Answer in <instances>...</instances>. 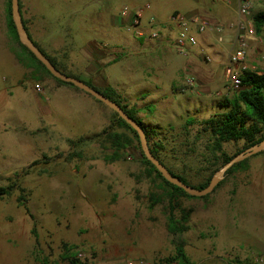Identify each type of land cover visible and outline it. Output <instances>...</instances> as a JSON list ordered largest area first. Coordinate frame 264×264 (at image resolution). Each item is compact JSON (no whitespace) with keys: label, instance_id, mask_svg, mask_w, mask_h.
<instances>
[{"label":"rangeland","instance_id":"374dc122","mask_svg":"<svg viewBox=\"0 0 264 264\" xmlns=\"http://www.w3.org/2000/svg\"><path fill=\"white\" fill-rule=\"evenodd\" d=\"M7 1L0 0V54L12 56L20 72L16 71L18 79L13 83L17 87L0 90V186L16 183L24 188L26 207L17 201L21 193L17 188L0 197V264H67L61 257L63 242L76 245L84 264H177L165 258L175 253L178 240L193 264H252L255 260L264 264V151L249 156L243 168L225 174L206 197L176 195L175 216L180 219L181 210L190 213L189 229L180 237L172 236L167 230L171 189L143 163L135 134L115 122L113 110L84 90L80 91L92 99V105H84L35 62H17L14 50L19 48L6 26ZM253 1V13L264 9V0ZM60 2L47 5L49 32L63 31L76 44L79 3ZM221 3L91 0L98 15L109 20L100 31H87L102 43L96 46L95 62L105 63L109 53L112 61L120 58L97 66L98 81L70 73L99 90L112 86L151 134L147 144L162 139V162L195 185L225 164L222 153L232 156L244 149V141H229L222 144V153H213L206 138H194L196 124L188 126L189 135L183 129L188 117L202 120L222 111V104L236 94L225 86L223 72L231 41L227 35L219 42L216 36L202 34L203 51L194 47L184 54L175 47L177 30H169L168 21L177 13H196L225 23L216 19L213 6ZM146 4L150 8L144 10L143 23L152 18L162 32L157 39L143 38L156 43L150 55L149 46L139 50L145 41L137 37L136 28L128 27L134 11ZM229 7L231 21L234 9ZM255 34L245 63L261 73L264 27ZM59 40L39 45L66 69L70 57L62 60L52 51ZM79 50L86 55L88 48ZM100 51L108 53L104 59L98 57ZM159 58L168 63L167 74L160 77L158 69H153ZM187 78L193 79L192 85ZM104 128H109L107 133H102ZM112 132L123 136V157L105 162L104 155L114 149L108 141ZM80 137L83 140L78 141ZM153 194L157 201L152 204Z\"/></svg>","mask_w":264,"mask_h":264},{"label":"trees","instance_id":"16d2710c","mask_svg":"<svg viewBox=\"0 0 264 264\" xmlns=\"http://www.w3.org/2000/svg\"><path fill=\"white\" fill-rule=\"evenodd\" d=\"M10 4H11V0H8L6 4V15H7L6 26L9 35L14 39L15 43L19 48L17 50H14L15 57L18 60L17 62H19L22 65H28L29 62H35L36 64L41 66L46 72L50 73V71L41 63V61L32 53V51L19 40L18 34L14 26V20L12 19L11 16ZM19 4H20V0H19ZM252 18L256 28L255 32L261 30L264 27V9L262 11L260 10L253 13ZM22 22H23L22 25L25 28V31L27 32V29L24 25L25 22L23 21V19ZM29 37L31 38L30 35ZM33 45L51 60V64L55 68H57L58 70H60L65 74L78 78L77 76L70 74V72H66L65 69L60 67L55 59H53L49 54H47L45 51H43L41 48L37 46L35 41H33ZM56 79L61 83L69 84L70 86L75 87L73 84L69 83V81H64L59 78ZM240 79H241V86H239V88L236 90L237 92L234 95V97L231 99H227L225 101V104H222L224 110L214 112L209 117L202 120L196 119L195 117H188L184 122L183 129L185 130V134L187 135L190 134V132L187 131L189 125L196 124L197 130L194 138L196 137H197L196 139L198 138L201 139L203 137L206 138L207 139L206 143L208 146L210 145L211 151L213 153L217 151L222 153L221 151L222 144L225 142L237 141V140L244 141V149H245L250 145L259 143L260 141L264 140V71L259 73L256 70L244 69L240 74ZM85 82L90 87H93L91 84L88 83V81ZM93 88L102 92L107 96V98L119 104L129 116L137 119L139 124L144 128V132L147 139L149 140L151 138V134L145 129L142 120L135 116L136 111L133 110V108H127L126 104L122 103V100L120 98L121 96L112 86L106 85L105 87H103L102 90H99L95 87ZM113 113L115 116V122L124 125L126 128L130 129L135 134L137 138L136 141L138 142L139 148L141 150L143 163L148 165L154 172H156V175L161 177L163 183L171 189V192H169V197H168L169 216H167V230L172 236L178 235L180 237V235H182L184 232H186L189 229L187 220L188 217L190 216V213L181 210L182 216L180 219L177 218L175 216L174 210H175V206L178 204L174 202V199L178 194H180L181 196H189V194L186 193L184 190H182L179 186L173 185L164 179L162 174L156 169V167L150 161L147 160V157L144 155L143 150L141 149L140 146V142H139L140 139L136 131L133 128H131L125 122V120L118 115L117 112L113 111ZM108 129L109 128L107 129L104 128L102 133L105 132L107 133ZM99 135L100 134H98L96 137H98ZM108 138H109L108 141L113 145L114 149H113V153H111L110 155H106V156L104 155L103 159L105 160V162H111L119 158H122L123 155L121 153V150L123 149V136L119 133L112 132V133H108ZM80 140H83V137H80L78 139V141ZM159 140L161 141L162 139ZM160 141H153L152 144L149 145V148L151 152L157 158H159V161L162 162V158L160 156V148L162 147V145ZM222 154L224 158L223 162L226 163L236 153L233 154L232 156H228L224 153ZM245 162H247V158L244 159L243 161L236 162L235 164H233L232 167H230L226 171L225 174L228 175L231 172H233L235 169L243 168ZM162 164L166 166L163 162ZM167 168L173 174H176L169 167ZM176 175L180 177L181 181H183L184 183L190 184L185 177L180 176V174H176ZM209 179H207L206 181L200 184H196V185L191 184V185L199 188H204L208 184ZM220 184L221 181L217 183L214 189ZM16 188L19 189L21 192L17 196L18 203L26 207V196L24 195L25 190L21 186L17 187L16 183H12V184L8 183L6 185H1L0 197L13 193V191ZM154 197L155 195L153 194L151 197L152 204L157 201L156 198ZM34 232L33 234L35 235ZM75 248L76 245H68L67 243L63 242V251L61 253V257L65 259L67 264H84V261H82L78 257V251L75 250ZM165 260L167 262L176 260L177 264H193V262L190 261V259L187 257L182 242H179V240L177 241L175 246V253L169 257H166Z\"/></svg>","mask_w":264,"mask_h":264},{"label":"crops","instance_id":"0c3cea01","mask_svg":"<svg viewBox=\"0 0 264 264\" xmlns=\"http://www.w3.org/2000/svg\"><path fill=\"white\" fill-rule=\"evenodd\" d=\"M62 1H66L70 5H72L73 3H79V6H77L76 8L81 9V12L79 13L78 18H77V23H78L77 29L78 30L80 29L79 31L80 33L77 32V29L75 27L76 32L79 34V40L76 42V44L75 42H72L71 39L67 37L68 34L64 33L63 31H59V33L55 32V34L53 33L54 35L50 34L49 32V27H48L49 13H48L47 5H49V3H53V4L61 3L60 0H20L19 9H20L21 17L23 21L25 22L24 25L27 29V32L31 36L33 41L36 42L39 48H41V46L39 45L40 41L44 43H55L56 44L58 40L60 39L58 43L59 46H57L56 48H52V51H53V54H55L58 58L62 60H65L66 57L68 56L70 57L71 60L70 62H68L67 64L68 67L65 69V71L70 72V73L81 74L91 82L93 80L98 81L97 74L99 73L100 70L97 68V66L99 67L101 66V64L109 65L113 62H116L118 58L120 57L117 56L112 61L110 53L109 54L107 52L102 53V51H100L98 55L99 58L104 59L106 54H108V58L105 63H102L99 60L98 62H95L96 61L95 60L96 46L100 47L102 43L101 42L97 43L95 38L90 37L87 31H91V30L100 31L102 27L105 28V25H107V21L109 20L107 19V16L105 15H98V12H96L97 11L96 7L95 6L92 7V5L90 4L91 0H62ZM58 5L59 4L55 6L58 7ZM213 6L216 8L215 9L216 19L222 18V20H226L225 23H227L229 21V12L231 11L230 7L227 6L226 4L224 6V3L214 4ZM191 14H196V13H191ZM191 14H186V15H191ZM209 20L211 19L209 18ZM211 21L222 22V21H218L215 19ZM110 23H112L113 25L112 20ZM144 24H147L146 20L144 21ZM202 34L198 36V40L200 38L201 40L205 38V36L203 37L204 34L203 35ZM207 34L209 38H212L214 36L213 33H207ZM226 35L228 39H230L231 41L233 37L232 31L228 30ZM143 38H141V41L143 40L145 42H142V44L139 46V50H142L143 45L149 46L150 51L148 52L147 55H150V53H152L151 50L153 51L155 50L153 46H156V43H153L152 40L150 42L149 41L146 42V39L144 40ZM200 44L201 43L199 41V45ZM217 47H220V46H217ZM74 48H77V51H76L77 53H75ZM79 48H82V49L88 48L86 55H84L79 50ZM216 50L219 52L217 54H221V51L219 50V48H217ZM45 52L50 55V52H47V51ZM144 55H146L145 52H144ZM215 57H218V55H216ZM222 59L224 58L222 57L221 60ZM227 59H228V56L226 58V62H227ZM15 61L16 60L12 56H9L7 53L0 54V63H4L3 65L4 68L2 71L4 75L2 76L0 75V90L2 89L8 90L12 86L17 87V85L13 83H16V80L18 79V75L16 74V71L18 72L20 71H19V66ZM157 61H158V64H156V66L153 69H155V71L158 69L157 71L158 77L162 76L163 73L164 75H166L167 74L166 72H168L166 69V66L168 65V63L167 62L163 63V61L160 58ZM188 63H190V59L188 60ZM9 78L12 79L10 80L11 82L6 83V80H8ZM169 78L172 81V76H169ZM83 81H86V80H83ZM69 86H70L69 84L67 85L65 84L64 87H67L68 91L72 95L76 96L80 101L82 102L85 101V103L83 102L84 105H86V102L89 105H92V102H90L92 101V99L90 100V98H88L87 95L81 93L80 90L82 89H79V88L75 89V87L71 88ZM107 86H110V85H107Z\"/></svg>","mask_w":264,"mask_h":264},{"label":"built area","instance_id":"2783aa9c","mask_svg":"<svg viewBox=\"0 0 264 264\" xmlns=\"http://www.w3.org/2000/svg\"><path fill=\"white\" fill-rule=\"evenodd\" d=\"M216 1H222L228 6L233 5V20L223 24L222 22L211 21L200 14L186 15L184 13H177L169 19L168 23L172 26H169L168 29L171 30L172 27L176 28L177 37L174 39V44L179 52H183L184 54L194 47H199V50L203 51L198 40L200 34L213 33L219 42H223L227 31L231 30L233 37L230 42V48L227 51L228 59L223 72L225 86L228 89L237 90L241 86V72L244 69H248L245 63L247 48H249L250 41L256 36V28L252 18L255 5L253 0ZM146 8L149 9L150 5L146 4L143 8L134 11L128 27H135V33L139 38L146 36L149 39H157L161 36L162 32L156 27L155 21L151 18L147 24L143 23V13ZM126 10L124 9V12ZM159 25L162 26L161 24ZM146 26L147 28H145ZM187 83L188 85H192L193 79L187 78ZM34 87L38 91H41L38 84ZM252 264L262 263L261 260H255Z\"/></svg>","mask_w":264,"mask_h":264},{"label":"water","instance_id":"95a60500","mask_svg":"<svg viewBox=\"0 0 264 264\" xmlns=\"http://www.w3.org/2000/svg\"><path fill=\"white\" fill-rule=\"evenodd\" d=\"M18 4L19 0H11L10 7L11 16L14 20V26L18 34L19 40L32 51V53L50 71L51 75L61 80L69 81V83L73 84L75 87L84 90L89 95L100 100L102 103L106 104L107 107L117 112L118 115L123 118L125 122L138 134L141 148L143 150L144 155L147 157V160L150 161L156 167V169L162 174L164 179L169 183L179 186L182 190H184L190 195L203 197L213 191L214 187L217 185V183L220 182V180L223 179L226 171L230 167H232L233 164H235L236 162L243 161L244 159L248 158L249 156L255 153L264 151V140H262L259 143L246 147L239 153L237 152L231 157L229 161H227L219 170H217V172L211 177V179H209L208 184L204 188H199L191 184L184 183L183 181H181L180 177L168 170V168L164 166L161 161H159V158H157L151 152L149 145L147 144V137L145 135L144 128L139 124L137 119L129 116L119 104L107 98V96L102 92L94 89L93 87H90L85 81L65 74L55 68L51 64V60L33 45V40L29 37V35L25 31V28L22 25L23 22Z\"/></svg>","mask_w":264,"mask_h":264}]
</instances>
